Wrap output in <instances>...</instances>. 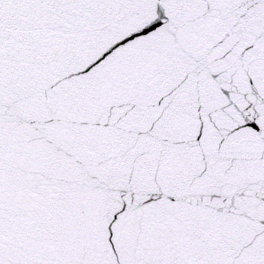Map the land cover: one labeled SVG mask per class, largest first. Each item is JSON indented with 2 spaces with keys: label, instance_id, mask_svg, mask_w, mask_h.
Masks as SVG:
<instances>
[{
  "label": "snow or ice",
  "instance_id": "6c2138e0",
  "mask_svg": "<svg viewBox=\"0 0 264 264\" xmlns=\"http://www.w3.org/2000/svg\"><path fill=\"white\" fill-rule=\"evenodd\" d=\"M0 264H264V0H0Z\"/></svg>",
  "mask_w": 264,
  "mask_h": 264
}]
</instances>
